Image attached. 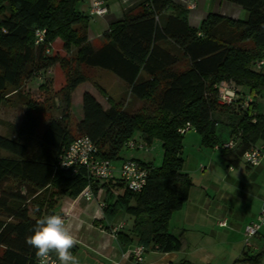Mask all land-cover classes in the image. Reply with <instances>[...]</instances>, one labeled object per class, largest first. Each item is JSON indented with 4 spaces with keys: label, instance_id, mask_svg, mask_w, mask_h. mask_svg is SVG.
<instances>
[{
    "label": "trees",
    "instance_id": "1",
    "mask_svg": "<svg viewBox=\"0 0 264 264\" xmlns=\"http://www.w3.org/2000/svg\"><path fill=\"white\" fill-rule=\"evenodd\" d=\"M82 1L0 0V108L12 95L25 107L20 125L0 134V149L11 154L0 157V264H36L35 249L25 243L36 221L52 214L55 196L75 197L88 184L84 169L72 173L58 166L62 150L77 136H88L97 155L111 161L123 158L119 153L135 132L147 144L160 140L161 164L141 162L148 170L141 191L127 190L119 179L92 184L106 190V217L122 210L133 218L130 236L119 231L117 239L124 244L135 239L146 251L159 252L185 246L183 237L168 227L192 185L182 169L183 134L178 129L189 122L201 144L212 148L219 143L218 115L226 113L235 145L221 150V156L233 167L250 147L264 145V113L256 99L245 107L240 99L233 105L218 103V84L225 80L239 86L241 94L264 92V65L252 67L264 60V0H231L247 12L245 19L210 12L198 28L188 24L186 7L173 0H143L126 9L97 45L88 40ZM167 10L170 14L162 18ZM37 30L43 31L39 43ZM54 41H60L64 55L46 52ZM56 64L66 70L65 83L58 105L54 101L47 109L54 107L59 114L43 120L42 103L20 89L28 81L45 84L50 76L41 81L37 76ZM83 66L112 72L131 97L147 105L133 112L107 95L104 108L86 91L74 135L69 128L71 94L88 81ZM121 188L112 200V189ZM231 264H264V248L246 250Z\"/></svg>",
    "mask_w": 264,
    "mask_h": 264
},
{
    "label": "crops",
    "instance_id": "2",
    "mask_svg": "<svg viewBox=\"0 0 264 264\" xmlns=\"http://www.w3.org/2000/svg\"><path fill=\"white\" fill-rule=\"evenodd\" d=\"M93 1L83 0L79 8L88 17V40L97 45L94 43L95 40H100L99 43H101L103 33L112 23L122 18L126 9L143 0H102L107 11L100 16H90L89 10ZM189 3L191 5L186 8L187 21L191 27L195 28L199 27L201 21L210 12L232 19L247 17V12L231 0H189ZM170 12L171 10L164 12L162 18ZM116 78L118 81H116L117 79H111V81L120 84L124 89L125 83L118 77ZM84 92L86 91H82L81 95ZM92 92L90 90L93 95ZM95 98L104 108L109 106L108 104L104 106L100 99ZM73 100L74 92L71 94V109L74 105ZM80 114L82 117V105ZM228 117L227 115L226 118L229 119ZM230 121L222 122L218 119L216 127V132L220 127V134L217 135L218 144L231 138ZM9 126L13 127V125ZM190 131L198 134L194 128ZM196 141L199 144L198 154L203 149L221 153V149L217 147L218 144L212 148L205 147L201 144L199 135ZM220 155L215 163L210 158L201 159L197 154L195 159L193 157V159L184 160L182 169L191 176L192 185L188 191L187 201L180 210L171 215L168 227L171 233L183 237L185 246L181 250L171 252L148 249L144 252L143 261L140 264H177L184 260L194 264H231L246 250L253 253L258 252L254 244L250 249L244 248L243 230L245 225L255 218L261 207H264V199H258L256 207L244 206L242 210L243 203L246 201L250 205L252 198L250 199V196L242 193L243 189H240L245 186L244 179L231 176L233 166L226 164L225 172L218 171L220 167H224V163L222 164L220 161L222 160ZM134 160L143 162L139 159ZM145 163H149V161ZM113 165L117 169L120 162L113 163ZM246 167L251 168L252 166L246 165ZM242 174L243 172H240V176ZM217 180L220 185L227 186L228 189H221ZM121 192L122 189H112V200ZM93 193L94 197L91 200H85L80 194L75 197L62 194L55 196L54 199L52 214H60L70 223L79 225L78 230L74 231L78 243L73 254L78 258L79 264H134L129 252L137 245L136 240L133 239L132 242L124 244L117 239V236L110 233L111 226L121 223L123 225L121 232L130 236L133 218L123 211H118L110 218L106 217L104 209L99 206L101 202L106 203V190L98 186L97 189H93ZM241 211L243 213L239 214ZM221 222H225V225H220ZM260 230L253 241L260 239L262 235Z\"/></svg>",
    "mask_w": 264,
    "mask_h": 264
},
{
    "label": "rangeland",
    "instance_id": "3",
    "mask_svg": "<svg viewBox=\"0 0 264 264\" xmlns=\"http://www.w3.org/2000/svg\"><path fill=\"white\" fill-rule=\"evenodd\" d=\"M100 40H95V44H99ZM55 52H57L60 55H64L65 53L61 49V43L54 41L53 42ZM82 71L84 74L87 76L88 81H85L82 84H79L76 89H74V105L71 109L70 106V122H69V128L71 132L74 135L75 134V124L78 122V120L81 117L80 114V109H81V93L82 91H93V95L97 97L98 99L101 100L102 104L104 106H107V95L112 97L116 101H121L123 102L124 106L126 107V110L129 111H140L142 108H144L147 104L144 103L143 101L137 100L133 97H131L128 94V88L123 89L120 84H117L111 79H117L116 75H114L112 72L98 68V67H90V66H83ZM65 75H66V70L62 67H60L58 64L54 65L51 67V74L50 78L47 79L45 84L42 86L38 84L36 81H28L24 82L22 85V88L20 89V92L23 94L29 95L33 100L38 101L39 103H42V106L44 107L40 113L41 117L43 120H45L48 115H58L59 110L55 109V105H58V100L60 93L59 90L60 88L64 85L65 83ZM118 81V79L116 80ZM228 83H233L230 81H226ZM234 84V83H233ZM98 87L103 89L106 94L100 92L98 90ZM241 89V88H240ZM247 93V92H246ZM255 94V99L256 103L258 104V110L262 113H264V92L261 94ZM77 99H79L77 101ZM21 98L12 95L9 97L8 101H5L4 104L0 108V134H8L9 130L11 129L9 125H13V127H18L21 123V119L25 110V107L23 104L20 103ZM54 107H51L47 109V107L52 103H54ZM50 107V106H49ZM227 114L221 113L218 115V119L221 120L222 122H226ZM220 127H218L217 135L220 134L219 131ZM226 135V134H225ZM197 137L198 134L195 132H186L183 135V148H182V156L184 160H189V159H195L196 154L199 155L204 159H209L212 162H217V158L219 157L218 152H212L207 149H203L199 154H198V149H199V144L197 143ZM132 140L135 141L137 145L140 147L136 148H122L120 151V157H123L121 160H114L112 161L113 163H119L126 159L134 158V159H139L145 163L146 161H149L154 166H159L162 162V147H161V142L157 138H154L152 142L149 144L145 143L142 138L140 137L139 133L135 132L133 137L131 138ZM142 145V146H141ZM261 145V143H259ZM262 152H264V148H262ZM225 153V152H223ZM11 154L4 150L0 149V157H8ZM220 158L222 160H220ZM219 160L221 163H224V167L218 169L219 172H225V166H226V161L223 158V156L220 155ZM225 161V162H223ZM228 165V164H227ZM224 170V171H223ZM240 172H243L242 176H240ZM231 176L237 179H244V187L240 188L243 189L242 193L245 195L250 196V199L252 198V203L249 205L246 203H243V206H250L251 208H254L258 204V199H264V158H262L261 163L257 167H251L247 168L246 164L243 162V160L239 163L238 167H234L233 171L230 173ZM219 177V176H218ZM219 180V178H218ZM217 180V183L219 184L220 182ZM221 189H228L227 186L220 185ZM98 188V187H97ZM122 189V188H121ZM120 189V190H121ZM230 189V188H229ZM123 190V189H122ZM250 203V202H248ZM239 204V203H238ZM243 210V209H242ZM122 211V210H121ZM239 209L237 210V212ZM243 212L241 211L239 214H242ZM260 233L262 234L259 240L253 241V238L250 240V243L258 249L257 251H260L262 248H264V226H262ZM253 242V243H252Z\"/></svg>",
    "mask_w": 264,
    "mask_h": 264
},
{
    "label": "built area",
    "instance_id": "4",
    "mask_svg": "<svg viewBox=\"0 0 264 264\" xmlns=\"http://www.w3.org/2000/svg\"><path fill=\"white\" fill-rule=\"evenodd\" d=\"M175 3L188 8L191 4L189 0H173ZM107 11V8L102 0H94L89 10L90 16H100ZM36 43L43 41V31L37 30L35 32ZM54 45L49 44L46 49L47 53L55 52ZM264 65V60H259L252 64L255 70H260ZM51 74V67L46 69L43 73L37 76V81H41L44 77H48ZM254 93L241 94L239 86L221 81L218 84V103L220 105H233L239 103L245 107L254 101ZM193 129V126L187 122L185 125L178 129V132L184 134ZM235 145L232 139L222 142L217 145L221 150L231 149ZM142 146V145H141ZM126 148L140 147L134 140L129 139L125 142ZM264 145H255L246 150L242 155L243 162L248 166H257L260 164L262 158H264V152H262ZM98 150L92 140L86 135H80L75 137L70 144L64 148L58 157V166L62 169L71 170L72 173H77L80 169H84L88 176V184L81 190L80 195L85 200H91L94 197L92 184L101 183L110 179H119L124 188L132 192H139L145 186L148 170L147 168L134 159H124L120 166L116 169L111 160L101 158L97 155ZM116 172V176H115ZM99 206L105 209L106 203L101 202ZM220 225L224 226L225 222H221ZM264 226V207H261L255 218L245 225L243 230V246L250 249L252 244L250 240L256 237L260 228ZM123 225L121 223L110 227V233L117 236V233L121 231ZM145 247L140 244L135 245L130 249L129 254L132 257L134 264H140L143 261V254ZM54 258V257H53ZM38 264L37 258L35 259Z\"/></svg>",
    "mask_w": 264,
    "mask_h": 264
},
{
    "label": "clouds",
    "instance_id": "5",
    "mask_svg": "<svg viewBox=\"0 0 264 264\" xmlns=\"http://www.w3.org/2000/svg\"><path fill=\"white\" fill-rule=\"evenodd\" d=\"M78 228L60 214H48L36 221L25 243L35 249L38 264H79L71 251L78 243L74 235Z\"/></svg>",
    "mask_w": 264,
    "mask_h": 264
}]
</instances>
